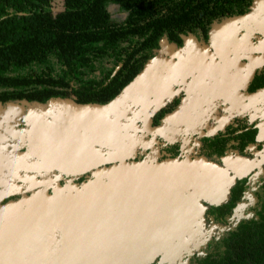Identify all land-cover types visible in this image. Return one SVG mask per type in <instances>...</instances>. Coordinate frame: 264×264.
I'll return each mask as SVG.
<instances>
[{"label":"rangeland","instance_id":"rangeland-1","mask_svg":"<svg viewBox=\"0 0 264 264\" xmlns=\"http://www.w3.org/2000/svg\"><path fill=\"white\" fill-rule=\"evenodd\" d=\"M107 9L115 21L127 17L119 4L110 2ZM261 67L264 0H256L250 13L216 24L207 41L189 35L177 47L162 39L155 58L109 105H80L72 99L0 103V248L27 219L23 209L31 201L47 196L57 181L70 184L79 177L64 176L60 167L78 169L119 152L129 156L125 162L89 172L82 186H74L78 191L62 194L72 193L83 204L79 210L89 214L84 218L97 216L99 229L111 219L104 209L111 203L129 208L125 218L155 217L146 231L122 239L121 250L135 252L131 264H191L209 241L249 216L256 202L264 146L251 147L248 157L229 154L221 165L197 151L204 137L233 119L264 120V89L246 92ZM174 100L177 109L155 126V114ZM176 143L181 156L163 160L166 148ZM250 175L253 187L235 222L210 224L206 207L226 202L236 179Z\"/></svg>","mask_w":264,"mask_h":264},{"label":"trees","instance_id":"trees-1","mask_svg":"<svg viewBox=\"0 0 264 264\" xmlns=\"http://www.w3.org/2000/svg\"><path fill=\"white\" fill-rule=\"evenodd\" d=\"M127 17L112 19L108 3ZM256 0H0V103L70 100L80 105L114 102L155 58L162 39L177 47L187 36L207 41L224 19L251 12ZM264 89V70L247 91ZM174 100L154 119L160 125L177 109ZM257 130L234 119L224 130L203 138L201 152L211 158L230 151L258 149ZM172 157L179 146L167 148ZM170 156V157H171ZM248 178L232 188L230 200L213 206L216 222L232 223ZM256 214L225 230L192 264H264V183L255 192Z\"/></svg>","mask_w":264,"mask_h":264},{"label":"flooded vegetation","instance_id":"flooded-vegetation-1","mask_svg":"<svg viewBox=\"0 0 264 264\" xmlns=\"http://www.w3.org/2000/svg\"><path fill=\"white\" fill-rule=\"evenodd\" d=\"M258 69H257L258 71L264 70V67ZM246 92L249 95H255L259 93L257 92L255 94H250L248 93L247 89ZM243 119L245 120V118ZM263 121L264 120H260L258 122L250 124L253 125V129L257 130L256 138L259 132L257 129V125ZM260 144H262V147L260 149H258L255 146L257 150H261L263 148L264 142ZM175 145L179 146L180 153L177 157H172L171 154L167 152V148H172ZM202 145L203 142L201 143L197 151V156L204 157L208 159V161H213L220 165L224 164V159L229 154L235 156L240 155L236 151H230L223 157L211 158L207 155L202 154L201 152ZM251 147L253 146H250L248 148L246 155H240V156L248 157L250 152L249 150ZM167 148L164 151L166 154L163 156L162 158L163 160L167 158L176 159L181 156V148L179 143L171 145ZM88 175L89 173L83 174L77 177L75 181H73V183L70 184H66L65 182H63L64 178L61 179L60 181H57L56 182L57 190L54 188L53 189L48 188L46 191L47 196L42 197L41 199L38 200L31 201V203L28 204L29 206H26L25 209H23L28 214V217L24 222L21 223V225L17 223V225L14 227L10 235L11 237L9 241L1 246L0 264H119L120 262H126L124 264H131L130 261L132 260V256L135 252L125 254L123 252V249L121 250L120 248V245H122L121 243L123 242L124 239L128 240V237L130 239L140 231H146L145 229L146 225L148 224L150 226L151 222L155 220V217L153 215L148 216L144 214L141 217L140 216L136 217L135 219H132L131 215L128 218H125L124 216L128 212L126 210H128L129 208L123 206L117 207L116 205L111 203L108 205V208L106 207V205L104 207L105 213L109 215L111 219L109 222L103 224L102 228L99 229L97 225L95 226V224L99 225L97 216H94L95 218L92 221L90 219L84 218L89 216V214L88 213L83 214L84 209L82 211L79 210L81 208L82 203L78 201L77 198L74 195H72V193L67 194V196L64 195V193L62 194L64 190H67L69 192L71 190H73L74 192L78 191V189L74 186L77 185L82 186V184L85 183L86 181L85 179ZM64 176H67V174ZM243 178H248L247 188L244 193L242 201L239 202V204L235 208L231 221L232 223L235 222L234 216L236 214L238 207L245 202L247 193L253 187L251 184V175H250L242 178H237L232 188L236 185V183L240 179ZM263 183H264V166H263V173L259 176V179L255 184V190L253 191L256 202L254 206L250 208V215L242 219L254 216L256 214L258 199L255 195V192L259 189V187H261ZM162 184L164 186V184L167 183L162 182ZM232 188H231V192H232ZM181 191H186V190H181ZM231 192H230V197H231ZM55 196H57V199H55ZM68 197H73L72 198L73 200L68 202L67 201ZM230 197L227 201L230 200ZM157 199H158V192L155 194V200ZM39 203H41V205L36 207V205ZM85 204H87V202H85ZM34 206L35 208L32 209ZM213 206H217V205L206 207L207 209L205 212V217L208 220V222L214 225L231 224V223L216 222L213 218H211V216L209 215V210ZM119 216H123V218H119ZM241 220L239 221L236 220V221L238 223ZM130 225H136L138 228L132 229ZM216 239H212L211 241H209L207 247L204 249V251L201 254L195 253L191 258V264L194 259V256L205 254V251L210 246V243H212Z\"/></svg>","mask_w":264,"mask_h":264},{"label":"water","instance_id":"water-1","mask_svg":"<svg viewBox=\"0 0 264 264\" xmlns=\"http://www.w3.org/2000/svg\"><path fill=\"white\" fill-rule=\"evenodd\" d=\"M257 129L259 132H258L256 141L259 143H262L264 142V121L257 125ZM128 157H129L128 155L118 152V153H113V154H109L103 157L96 158L78 169L73 170V169H67L63 167H60V168L62 170V173L64 174L72 175V176H81L83 174L89 173L100 167H107V166L114 165L117 163L125 162L128 159Z\"/></svg>","mask_w":264,"mask_h":264},{"label":"crops","instance_id":"crops-1","mask_svg":"<svg viewBox=\"0 0 264 264\" xmlns=\"http://www.w3.org/2000/svg\"><path fill=\"white\" fill-rule=\"evenodd\" d=\"M63 162V161H62Z\"/></svg>","mask_w":264,"mask_h":264}]
</instances>
